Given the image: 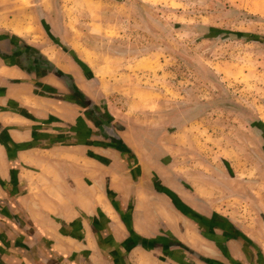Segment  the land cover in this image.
<instances>
[{
  "label": "crops",
  "instance_id": "obj_1",
  "mask_svg": "<svg viewBox=\"0 0 264 264\" xmlns=\"http://www.w3.org/2000/svg\"><path fill=\"white\" fill-rule=\"evenodd\" d=\"M49 1L29 0L42 27ZM57 2L66 19L93 1ZM31 16L0 21V264H264V224L189 180L157 186L164 166L146 168L97 108L114 84L31 40Z\"/></svg>",
  "mask_w": 264,
  "mask_h": 264
},
{
  "label": "rangeland",
  "instance_id": "obj_2",
  "mask_svg": "<svg viewBox=\"0 0 264 264\" xmlns=\"http://www.w3.org/2000/svg\"><path fill=\"white\" fill-rule=\"evenodd\" d=\"M89 1L66 19L49 1L42 27L29 0H0V21L31 13V40L89 59L114 84L97 108L146 168L164 166L157 186L189 180L244 224H264V0Z\"/></svg>",
  "mask_w": 264,
  "mask_h": 264
},
{
  "label": "trees",
  "instance_id": "obj_3",
  "mask_svg": "<svg viewBox=\"0 0 264 264\" xmlns=\"http://www.w3.org/2000/svg\"><path fill=\"white\" fill-rule=\"evenodd\" d=\"M260 40H262L261 38H259ZM59 74L61 75V76H65L63 73H61V72H59Z\"/></svg>",
  "mask_w": 264,
  "mask_h": 264
}]
</instances>
